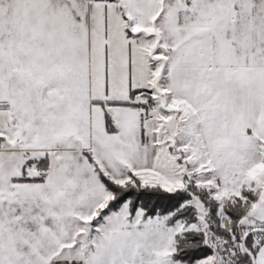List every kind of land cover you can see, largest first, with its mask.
I'll list each match as a JSON object with an SVG mask.
<instances>
[{"label":"snow or ice","instance_id":"1","mask_svg":"<svg viewBox=\"0 0 264 264\" xmlns=\"http://www.w3.org/2000/svg\"><path fill=\"white\" fill-rule=\"evenodd\" d=\"M0 264H264V0H0Z\"/></svg>","mask_w":264,"mask_h":264}]
</instances>
